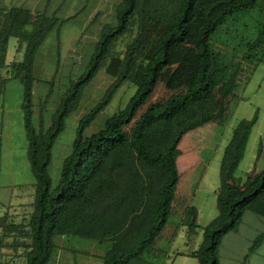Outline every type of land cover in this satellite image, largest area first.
I'll return each mask as SVG.
<instances>
[{
    "label": "trees",
    "instance_id": "obj_1",
    "mask_svg": "<svg viewBox=\"0 0 264 264\" xmlns=\"http://www.w3.org/2000/svg\"><path fill=\"white\" fill-rule=\"evenodd\" d=\"M146 1L118 0L113 21L102 23L97 39L92 40L84 69L58 82L47 125L42 113L51 83L44 97L33 104L31 88L36 79L32 67L37 49L55 19L42 13L33 16L20 8L7 13L4 19L0 65L4 64L9 37L24 42L21 60L13 65L22 86L20 109L26 158L34 179L27 223L30 246L24 264H47L53 254V238L62 235L105 243L102 264L137 260L167 221L178 179L176 158L181 137L218 119L233 96L237 69L227 80L215 81L218 69L210 53V37L228 17L264 0H177L166 19L147 12ZM192 28L196 62L191 82L185 83L186 41ZM119 40L124 45L117 49ZM245 47L246 53L260 48L264 62V25L256 27L255 37ZM99 71L111 81L78 119L70 151L61 160L56 184L51 185L46 169L51 147L64 128L65 117L76 109ZM123 83L134 88L125 105L105 118L96 131L83 134ZM159 85L164 93L153 97ZM255 119L253 115L239 121L222 150L214 190V218L198 227L192 206L182 212L187 234L195 228L201 232L199 245L189 253L197 264H217L222 236L236 229L245 211L264 218V167L259 172L251 170L241 183L233 177ZM263 237L264 228L252 240L249 251Z\"/></svg>",
    "mask_w": 264,
    "mask_h": 264
},
{
    "label": "rangeland",
    "instance_id": "obj_2",
    "mask_svg": "<svg viewBox=\"0 0 264 264\" xmlns=\"http://www.w3.org/2000/svg\"><path fill=\"white\" fill-rule=\"evenodd\" d=\"M176 1L147 0L145 10L166 19ZM117 2L118 0H0V28L4 25L7 13L17 8L26 9L33 16L42 13L55 19L37 49L32 67V76L36 79L31 88L33 104L44 97L51 83L47 106L42 113L44 125H47L53 111L59 91L58 82L62 83L68 75L77 76L84 69L92 51V40L97 39V32L102 23L113 21ZM258 25H264L263 1L244 13H235L228 17L210 37V53L214 66L218 69L215 73V81L221 83L227 80L235 69L237 74L233 96L226 102L223 114L216 120L186 132L177 144L179 154L176 162L181 163L183 167H187L188 164L191 171L193 183L188 190L191 195L190 200L193 202L214 201L211 191L213 186L218 185L217 170L222 150L236 124L241 120L250 119L253 115L256 119L250 128L243 156L237 164L233 177L235 181L241 183L251 170L259 172L264 167V62L260 48L245 52V44L255 37V29ZM194 37L195 29L192 28L186 41L187 58L183 65L185 83L191 82L195 69ZM123 43L119 40L116 44L117 49H120ZM23 45V41L9 37L4 64L0 65V202L2 204L9 199L13 205L27 204L32 200L34 179L26 158L27 141L20 109L22 86L16 78L13 67L14 63L21 60ZM110 81L109 76L99 71L85 88L76 109L65 117L64 128L54 140L46 168L51 185L56 184L61 160L70 151L78 119L90 110ZM133 91L134 88L130 84L123 83L83 130V134L88 135L100 128L105 118L125 105ZM163 93L164 89L159 85L153 97ZM35 114L36 110L34 111L33 108V123L36 122ZM184 200L174 197L172 206L177 201ZM1 210L2 207H0V216ZM173 213L174 211L172 215ZM57 239L59 237L54 238V244H57ZM62 239L59 261L54 262V259H50L47 264L67 262L81 264L82 261L83 264H101L94 254H101L103 246H93L92 242L71 235L62 236ZM0 242L2 243L1 239ZM57 248L55 247V250H58ZM6 249L0 244V264H7L10 260L17 262V257L14 259L13 256L4 254ZM141 258L151 261L152 264L155 263V259L147 260L146 254ZM3 260L6 262L4 263Z\"/></svg>",
    "mask_w": 264,
    "mask_h": 264
},
{
    "label": "crops",
    "instance_id": "obj_3",
    "mask_svg": "<svg viewBox=\"0 0 264 264\" xmlns=\"http://www.w3.org/2000/svg\"><path fill=\"white\" fill-rule=\"evenodd\" d=\"M176 167L178 179L175 185L173 198L179 197L185 200L177 201L173 206L172 202L174 201L171 202L167 221L153 240L151 246L144 250L137 260L131 261L129 264H152L151 261H146L141 258L144 254H146L147 260L155 259L154 264H197L196 260L191 257L189 253L195 250L199 245L201 241V232L198 228H195L194 231L187 236V225L181 222L182 212L185 207L193 204L192 206L196 212L195 225L197 224L196 226L198 227L204 226L216 215L215 199L214 201L196 202L190 200L191 195L188 187L192 186L193 183L190 168L188 164L187 167H183L181 163L178 164L177 162ZM32 186L34 192V183ZM215 189L216 185L213 186L211 191L213 195ZM32 200L27 204L16 203L14 205L11 204L10 199L4 201L3 204L0 202V207H2V215L0 216V234H2L0 239L2 243L0 242V244L7 248L4 254L10 255L9 257L13 256L14 259L17 257L18 260L17 262H15V260H10L7 264H24L25 254L30 246L27 223L32 211ZM173 211L174 213L172 215ZM263 228V217L250 211H245L236 229L222 236L217 248V264H264V237L252 251H249L252 240ZM62 236H57L59 239H57V244H54L53 254L50 258L51 260L54 259V262H58L61 255V249L59 250V247L62 244ZM57 237L54 238L56 239ZM90 242H92L91 245L93 246H103V250L101 249L100 251L101 254H94L102 264L101 258L106 249V247H104L105 243H98L96 241ZM55 247H58L57 249L59 252L55 250ZM3 262L5 263L6 261L3 260ZM83 263L84 261H82L81 264ZM86 263H88V261ZM66 264L70 263L67 262Z\"/></svg>",
    "mask_w": 264,
    "mask_h": 264
}]
</instances>
